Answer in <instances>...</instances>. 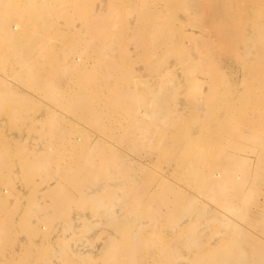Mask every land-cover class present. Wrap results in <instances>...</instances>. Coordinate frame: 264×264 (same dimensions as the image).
I'll return each instance as SVG.
<instances>
[{
    "label": "rangeland",
    "instance_id": "rangeland-1",
    "mask_svg": "<svg viewBox=\"0 0 264 264\" xmlns=\"http://www.w3.org/2000/svg\"><path fill=\"white\" fill-rule=\"evenodd\" d=\"M263 51L264 0H0V264H264Z\"/></svg>",
    "mask_w": 264,
    "mask_h": 264
},
{
    "label": "bare ground",
    "instance_id": "bare-ground-1",
    "mask_svg": "<svg viewBox=\"0 0 264 264\" xmlns=\"http://www.w3.org/2000/svg\"><path fill=\"white\" fill-rule=\"evenodd\" d=\"M16 26H14L13 27V30H16ZM259 55H261L262 57H264V51L263 52H259L258 53ZM76 64H77V59H76ZM261 77L262 76H264V67L261 69V71H259V73H258ZM254 86L255 87H264V84L261 82V85H257V84H255L254 83ZM261 89V88H260ZM259 89V90H260ZM130 93L131 94H128V96L129 97H132L133 96V93L130 91ZM136 96V95H135ZM261 100H264V98H261ZM263 121H264V119H263ZM135 122H139V121H137V120H135ZM246 126V125H245ZM247 128H250V129H254V124H253V122L251 121V123H250V127H248V126H246ZM134 129H136L135 127H134ZM133 129V130H134ZM253 135V133H244V134H242V136H244V137H251ZM127 137L129 138V140H131V139H134V140H139V139H143L142 137H140V136H138L137 134H135V133H130V134H128L127 135ZM256 141H257V143L261 146V147H263L264 148V139H262V138H257V139H255ZM226 159H229V157H227ZM209 177H210V181H209V183H208V185H207V190H209V191H213L216 195H218V198H221V197H223L224 196V193H222L220 190H221V188L223 187L222 186V183H220V181H218V180H220L219 178H220V174L219 173H216V174H210L209 175Z\"/></svg>",
    "mask_w": 264,
    "mask_h": 264
}]
</instances>
